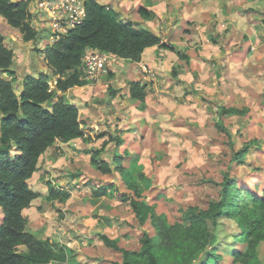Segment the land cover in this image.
I'll return each instance as SVG.
<instances>
[{
	"label": "rangeland",
	"instance_id": "1",
	"mask_svg": "<svg viewBox=\"0 0 264 264\" xmlns=\"http://www.w3.org/2000/svg\"><path fill=\"white\" fill-rule=\"evenodd\" d=\"M128 1L126 10L121 5L127 0H117L113 6L121 19L147 25L175 50L157 48L156 53L146 54L150 59L159 58V66L164 57L167 60V70H161L162 78L156 84L158 91L153 95V113L147 117L148 122L142 117H138L140 124L135 122L137 113L134 116V106L129 105L132 100L125 101L128 95L121 92L129 91L132 79L123 73L118 75L120 65H125L123 59L110 61L106 73L65 92L67 99L79 107L83 129L94 140L78 139L52 146L40 157L38 171L30 182L34 190L44 195L25 212L26 230L39 238L51 237L65 245L72 255L67 263L49 264H112L121 259V252L106 245L98 233L131 252L140 249L144 232L155 233L149 224L139 223L121 200L120 193L131 191L123 178L115 171L103 174L91 164V153L107 138H96L101 131L116 136L130 124L137 133L142 131V151L130 156L118 152L127 155L122 162L125 168L138 156L137 173L145 175L143 180L140 177L144 181L142 197L155 204L158 213L164 214L170 223L181 221L182 210L189 206L207 209L219 200L218 183L231 166L239 186L258 193L264 188V0ZM32 3L36 6L31 8L33 25L40 31L37 40L24 41L18 30L0 20L6 45L15 52L17 63L13 69L17 70L19 82L29 72L34 76L43 70L49 72L45 46L60 31L53 18L57 10L45 6L42 0ZM139 7L153 13L151 20L140 16ZM177 50L185 52L189 62L180 58ZM173 69H178L181 81L172 75ZM49 83L54 86L53 79ZM118 83L123 84L121 89ZM110 89L121 94L122 104L110 106L118 96H113ZM137 106L144 108L145 103L139 101ZM222 106L243 112L221 115L218 111ZM111 108L116 111L111 113ZM219 120L228 132L218 128ZM252 139L259 144L250 148L245 162L232 163L234 152ZM114 146L109 144L110 150ZM109 148L102 158L111 162ZM64 180H70L67 186L71 197L65 203L47 200L48 182L59 184ZM107 183L117 189L94 198L98 186ZM2 219L0 208V223ZM211 229L218 238L217 252L223 257L220 264H232L235 253L244 246L237 242L240 226L235 219L223 218ZM256 264H264V243L259 246Z\"/></svg>",
	"mask_w": 264,
	"mask_h": 264
},
{
	"label": "trees",
	"instance_id": "2",
	"mask_svg": "<svg viewBox=\"0 0 264 264\" xmlns=\"http://www.w3.org/2000/svg\"><path fill=\"white\" fill-rule=\"evenodd\" d=\"M83 4V19L46 44L45 61L49 72L43 70L36 76L29 72L20 82L16 79L17 70L13 69L17 63L15 52L6 45L0 32V208L3 214L0 264L67 263L71 259V252L65 245L51 237L39 238L26 230L28 217L25 212L43 197L30 184L38 171L40 157L58 143L94 140L83 129L79 107L65 95L69 89L88 83L82 69L85 53L100 50L124 61L138 63L146 48L157 46L162 50H175L147 25L121 19V14L112 6L97 0H83ZM30 6L31 0H0V16L27 42L37 40L40 34L33 25L34 13ZM138 12L146 20L153 16L146 7H140ZM176 53L189 62L185 52L177 50ZM178 74V69H173L172 75L177 78ZM50 79L54 80L53 87ZM128 86L130 97L144 104L147 84L132 80ZM110 90L113 96L117 94L114 89ZM218 112L226 115L243 111L222 106ZM216 124L228 132L223 121ZM112 134L103 131L97 135L99 139L107 138L91 153V164L103 174L115 171L123 178V183L131 191L120 193L121 200L130 207L139 223L149 224L155 231L153 235L144 232L140 249L132 252L119 247L109 236L98 233L106 245L121 252V259L112 261V264H220L223 257L217 252L218 238L211 225L217 226L223 218L235 219L241 229L237 242L244 246L235 253L232 264L258 262L259 246L264 243V188L258 193L239 186L237 177L231 174V166L225 171L223 181L218 183L221 187L219 200L212 202L207 209L189 206L182 210L181 221L170 223L164 214L158 213L155 204H149L142 197L144 181L140 177L143 180L145 175L137 173L138 156L125 168L123 155L118 152L124 140L120 135ZM111 143L115 148L109 149L112 154L110 162L102 158V154ZM255 144L259 141L249 140L235 151L232 163H244ZM114 189H117L116 185L110 183L98 186L93 197L102 198ZM70 197L71 191L48 182L47 200L65 203Z\"/></svg>",
	"mask_w": 264,
	"mask_h": 264
},
{
	"label": "crops",
	"instance_id": "3",
	"mask_svg": "<svg viewBox=\"0 0 264 264\" xmlns=\"http://www.w3.org/2000/svg\"><path fill=\"white\" fill-rule=\"evenodd\" d=\"M32 2H33V0H31L30 9L33 8V7L36 8V6L33 5ZM98 2L113 7L116 4L117 0H102V1L101 0H98ZM128 2L129 1L127 0V2H126L125 5H123L124 3L121 5L122 8H125L124 10H126V7L128 5ZM127 8H129V7H127ZM32 12L34 13V10ZM0 20H3L4 21V19L1 16H0ZM0 25H2V24H0ZM6 26H7V24H6ZM0 32H1V30H0ZM1 33H3V32H1ZM17 47L19 48V46H17ZM157 48L158 47H155L153 49L146 48V50L144 51L142 60L139 63H131V62H126V61L123 60V62H124L125 65H120V68H119V70L121 71L120 74L118 73L119 76H122L123 74H125L126 76H128V78H130V77L132 78L130 81H132V80H142L143 83H146L147 84V90H146L147 91V98H146V102H145V107L144 108H140L139 106H137V104H139V101L133 100L130 97L129 91H121V92H124V93L126 92L127 95H128L127 96V99L125 101L132 100V101H130L129 105L134 106V108H132V107L131 108H132V110L133 109L135 110L134 116L137 113V115H136L137 116L136 117L137 119H135V122H138L139 124H140V120L139 119H141V118H138V117H142V119H144V120L147 121V117L149 116V114H152L153 113V107H152V102L153 101H152V99H153L154 93L158 91L157 90L158 86H156V84H157V81L161 80V78H162L163 72H161V70L164 71V72L167 70L166 69L167 68V65H166V63H167L166 61L167 60H166L165 57L163 58V61H162V65L161 66H159V61H160L159 58H157V57H151V59H150V58L146 57V54L147 53H151V54L156 53L157 52ZM149 50H151V51H149ZM159 54L160 55H163L161 53H159ZM119 60H121V59H119ZM15 62H16V60H15ZM165 65H166V68H165ZM110 70H112V69H110ZM175 79L177 81H181V79H178V77L175 78ZM118 84H119L118 87L121 89L123 87V84L122 83L121 84L118 83ZM76 88H78V87H75L74 89H76ZM127 88H128V86H127ZM70 92H73V91H70ZM120 103H121V94H119L112 101V103L110 104V106L113 107V105H115V104L118 105ZM123 107L124 106L122 105V109H120V110L123 111ZM114 111H116V110L115 109L113 110V108H111V111L110 112L111 113H114ZM130 125H128V127L124 130L125 132H118V135H120L121 138L124 140V143L121 145V147L118 149V151L119 150H120V152L123 151L124 154L127 153L129 156H130L131 153L138 152L139 149L142 151L143 150V143H145V139H143L142 131H139L137 133V131H136L137 129L136 128H133V127H130ZM98 129H99V127H98ZM121 129H122V127H121ZM101 132H103V131H101ZM140 136H141V139H140ZM74 141H76V140H74ZM71 142H73V141H71ZM114 148H115V146H114ZM114 148H112V149H114ZM140 150H139V152H140ZM124 156H127V155H123V158H124ZM134 158H136V156ZM69 182H70V180L67 181V182L64 180V183L59 182L58 185H61L63 188L69 190L68 189V186H67V185H69ZM41 194L44 195V192H41Z\"/></svg>",
	"mask_w": 264,
	"mask_h": 264
},
{
	"label": "built area",
	"instance_id": "4",
	"mask_svg": "<svg viewBox=\"0 0 264 264\" xmlns=\"http://www.w3.org/2000/svg\"><path fill=\"white\" fill-rule=\"evenodd\" d=\"M42 4L57 10L53 16L60 30L56 39L75 26L85 16V9L82 0H42ZM49 9V8H48ZM51 16V15H50ZM52 22V20H51ZM59 23V24H58ZM54 39V40H56ZM116 58L109 52L100 50H88L83 57L82 69L87 80H93L108 71V64Z\"/></svg>",
	"mask_w": 264,
	"mask_h": 264
},
{
	"label": "clouds",
	"instance_id": "5",
	"mask_svg": "<svg viewBox=\"0 0 264 264\" xmlns=\"http://www.w3.org/2000/svg\"><path fill=\"white\" fill-rule=\"evenodd\" d=\"M83 1V0H82ZM62 34H64V33H62ZM53 41H55V40H53ZM52 42V41H51ZM155 47H157V46H155ZM110 53V52H109ZM112 54V53H111ZM114 55V54H113ZM115 56V58L116 59H120V58H118L116 55H114ZM115 59V60H116ZM127 62V61H126ZM139 63V62H138ZM58 185V184H57ZM61 189H65V188H63L61 185H58ZM67 190V189H66Z\"/></svg>",
	"mask_w": 264,
	"mask_h": 264
}]
</instances>
